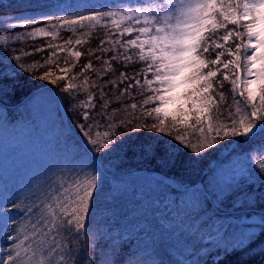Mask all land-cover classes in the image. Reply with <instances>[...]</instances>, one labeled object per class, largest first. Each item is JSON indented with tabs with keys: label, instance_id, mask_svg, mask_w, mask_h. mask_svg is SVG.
Instances as JSON below:
<instances>
[{
	"label": "snow or ice",
	"instance_id": "1",
	"mask_svg": "<svg viewBox=\"0 0 264 264\" xmlns=\"http://www.w3.org/2000/svg\"><path fill=\"white\" fill-rule=\"evenodd\" d=\"M56 8L72 12L74 18L51 12L49 22L57 21L53 27L68 26L71 32H83L103 25L109 38L97 40L95 50H87L99 61L98 66L89 60L72 75V80L78 79L77 84H61L69 102L75 101L72 107L82 121V142H73L76 155L73 162L65 164L71 166L77 178L71 184L64 181L36 190L29 188L23 198L17 195L0 205L6 216H12L3 237L7 255L0 264H22L25 258L28 264H164L158 256L146 257L132 252L130 245L117 244L111 240L110 229L96 227L100 221L90 213L105 161L119 153L163 168L183 169L206 159L209 150L219 151L239 143L233 140L218 148L220 140L236 136L244 137L243 143L257 142L250 143L243 153L233 149L237 157L248 161V170H241L238 182L226 184L234 191L225 199L234 201L244 196L241 207L250 209V216L259 208V231L221 245L195 246L194 264H229L232 257H241L238 264H248L243 257L254 250L257 242L264 253V191L253 193V184L248 182L254 178L264 188V162L257 167L249 155L253 151L264 155V0H122L99 5L79 0ZM25 19L30 24L42 23L35 16ZM30 35L52 36L53 32L40 28ZM12 38L8 29L0 28V55L6 53L5 45ZM84 42L76 39L75 45ZM66 44L72 45L73 40L68 39ZM84 55L78 50L71 52L77 60ZM15 59L20 61L21 57ZM48 63L41 66L43 74L38 73V78L51 79L54 84L67 81L75 68V64L71 68L61 66L54 76ZM225 82L234 93L236 112L243 109L247 116L231 125L214 127L211 112L218 111L220 101H225L223 91H218L225 88ZM77 88L79 92L73 95ZM134 89L147 93L143 106L150 120L136 119L132 123L135 117L114 116L126 111L124 102L134 98ZM137 107L136 103L130 104L133 110ZM80 108L85 111L80 112ZM97 116L107 117L102 134ZM124 128L129 132L118 143L116 132ZM190 129L199 133L195 142L190 138ZM144 132L161 135L145 137ZM80 177L87 180L81 183ZM20 217L29 224L24 233L20 232ZM205 247L214 250L200 255Z\"/></svg>",
	"mask_w": 264,
	"mask_h": 264
},
{
	"label": "trees",
	"instance_id": "2",
	"mask_svg": "<svg viewBox=\"0 0 264 264\" xmlns=\"http://www.w3.org/2000/svg\"><path fill=\"white\" fill-rule=\"evenodd\" d=\"M69 1L75 0H0V17L19 16L27 12L35 11L46 12L49 11L52 6ZM65 17H73V13H66ZM56 24L57 21L55 20L51 22L46 20L30 27H11L7 24L0 23V28L8 29L13 37L9 40L7 45H5L6 53L0 55L1 118L4 122L12 125H17L22 120H26L30 116L31 110L28 108L19 109L18 106L37 89L50 87L61 96L70 125L82 141V133L79 130V125L82 121L77 118L72 107L75 101L69 102L67 98L68 94L62 90L61 84H77L78 79L72 80L71 77L89 60L93 62L94 66H98L99 61H97L94 56H89L87 50H95L97 40H107L109 37L103 25L90 27L83 30V32H71L68 26L62 29L55 27L52 36L29 35V32L33 29L48 25L54 26ZM15 37H20V39L17 40ZM68 39L73 40L72 45L66 44ZM76 39H81L85 42L77 46L75 45ZM124 39H127V37ZM52 45H54L55 48L50 47ZM77 50L85 52V55L79 60L71 56V52ZM53 51H55V56H53ZM17 56L21 57L20 61L15 59ZM57 61L59 63H56ZM46 62H50L48 63V67L53 71L54 76L59 74L57 69L61 66H68L71 68V66L75 64V68H72L69 72L67 81H57L54 84L51 82V79L40 80L38 78V73L41 75L43 74V68L41 66L45 65ZM13 65H15V67H13ZM23 68H28L29 71L24 72ZM97 70H99L98 67ZM129 74L131 75L132 73L130 72ZM92 75L94 79V74ZM105 79H107V77H105ZM217 79H219V77H217ZM230 88V84L225 82V88L223 90H218L223 91L225 101H220L218 111L211 112L214 127L217 124L231 125L247 116V112L243 109H241L239 113L236 112L237 105L232 98L234 93H231ZM78 92L79 89L77 88V92L73 93V95H76ZM133 94L134 98L129 97L124 102L123 107L126 111L117 112L114 116H120L123 119L135 117L132 123H135L136 119H139L141 122L150 120L151 118L147 117V112L143 106V101L146 99L147 93H141L139 89H134ZM78 98L80 97L78 96ZM83 102V99H81V103ZM131 103H136L138 105L137 109H131ZM148 107L150 108L151 105H148ZM79 111L83 112L85 109L80 108ZM228 116H233V119L226 120ZM106 118V116L96 117V122L101 125L98 129L101 134L104 130L103 121ZM116 123L117 126H119L120 120H117ZM168 130L169 129L166 128L165 131L167 132ZM128 132V128H124L123 132L117 131V142L119 143L120 139L126 138ZM140 134L141 133H134V135ZM173 134L175 133L173 132ZM189 134L191 140L195 142L196 136L199 133L196 132L195 129H190ZM143 135L145 137H150L161 134L144 132ZM70 138L73 142L81 143L73 133L70 134ZM164 138L170 139V137L166 135ZM233 140L239 142L234 144H236V147L241 151L247 150L250 143L257 142L252 141L243 143L244 137H228L218 142V148L222 145L232 143ZM257 140H259V138H257ZM89 147H91V145H89ZM228 149L229 148H221L219 151H217V149L209 150V153L206 154V159L198 163L187 164L183 169L163 168L154 162L143 160L139 157L113 153L102 167V181L100 182L98 192L94 193L93 200L95 203L91 208L90 214L100 220L98 225H103L106 231L110 229L111 240L119 245H130L131 251L134 253H139L146 257L158 256L163 260L164 264H175V262H179V264H194V247L197 245L211 244L205 241L204 235L209 234L210 238L211 235L223 231L224 236L219 243V245H221L226 241L236 240V234L239 229L246 226L234 223L233 219L230 218L231 213L229 211L216 209L211 201L212 197L208 194H204L200 189H197L198 185L203 186V182H206V176L211 174L212 163L216 161L219 153ZM138 171L161 173L167 179L175 183L179 189L160 182L154 183L151 179L133 174ZM261 171L264 172V170ZM127 174L131 175L126 176ZM18 179L19 178L16 177H9L6 180L0 181V186L9 187V191L6 193L5 204L10 202L17 195H21V198H23ZM249 183L253 184V193L256 190L264 191V188H261L259 183L254 181V178L250 179ZM203 187H206V183H204ZM187 188L193 189L188 191L181 190ZM27 192L28 190L25 193ZM199 192L201 194L200 196H198ZM168 193L173 195V202L175 203V206H172L169 210V204H164L165 196ZM138 194H140V196H138ZM244 200V196H242L241 199L237 198L234 201H230V203H228L229 201L227 200V203H224L223 207L225 210H234L242 214H249L250 209L241 207ZM238 201H241V205L234 204V202ZM192 202L198 203L199 206L204 209L203 218L197 219L194 215L192 211ZM209 204L211 207L208 206ZM205 210L209 211L210 216L217 222L211 221ZM259 212L260 209L257 208L255 214L259 215ZM13 215L19 216V213H13ZM11 219L12 216H6L3 213L2 207H0V220L5 221V231ZM24 220V217H20L19 225L21 233H24L29 228L28 222H24ZM257 229L258 228H256V230ZM3 249L6 256L7 248L3 247ZM212 250H214V248L205 247L202 248L199 254L203 255ZM169 257H171V260ZM190 257H192V259H190ZM239 259H241V257H232L229 264H238ZM243 259H245L248 264H264V253L261 252V246L258 242L254 250L247 252ZM22 264H28V261L22 262Z\"/></svg>",
	"mask_w": 264,
	"mask_h": 264
},
{
	"label": "rangeland",
	"instance_id": "3",
	"mask_svg": "<svg viewBox=\"0 0 264 264\" xmlns=\"http://www.w3.org/2000/svg\"><path fill=\"white\" fill-rule=\"evenodd\" d=\"M77 2L79 0L65 3L75 4ZM84 2L91 4L106 2L121 3L122 0H84ZM126 2L135 3V0H126ZM77 10L83 11L84 9ZM54 11L59 12L63 17H65L66 13H69L68 11L56 8L55 5L46 12L35 11L19 16H2L0 17V23L11 27H30L35 24L28 23L25 18L35 16L42 22L49 21V13ZM51 21H54V19ZM40 28L50 32H54L55 30V27L48 25L33 29L29 32V35L32 32H38ZM59 106V98L56 92L48 88L37 92L22 105L18 106L19 109H30L31 113L26 120H22L17 125L4 122L1 118L2 109L0 108V181L6 180L9 177L19 178L21 192L25 193L29 188L36 190L40 186L47 187L49 184L55 185L60 181V183L68 181L71 184L72 180L77 178L75 172L71 170V166L65 165L73 162L76 149L73 147L69 128L61 120ZM245 151H241L238 148L235 149L236 153H243ZM230 153H232L230 150L224 152L220 159L213 164L211 174L207 175L206 182H203V186L206 183V187H203V189L212 197L211 201L216 209L229 211L231 213L230 218L233 219L234 223L246 225L237 232L236 240H238L245 234L251 235L258 232V229L256 230L255 227L258 223L259 215L252 213L250 216L249 214H242L234 210H225L223 207V204L227 203L225 197L234 191L233 188L226 187V184L238 182L241 170L244 172L248 170L247 160L243 157H237L234 153L230 155ZM249 155L257 167L264 162V155L258 151H253ZM233 177H235V180L232 179ZM79 179L83 183L87 180V177H80ZM8 191L9 187L0 186V205H5L6 193ZM200 195L198 194V196ZM241 197L238 199H241ZM222 201L223 204L221 203ZM164 204H169L168 210L172 206H175L171 193L165 196ZM191 204L192 211L197 219L203 218L204 209L198 203L192 202ZM234 204L241 205V201L234 202ZM206 214L211 221L217 222L210 216L209 211H206ZM4 222V220H0V261L6 258L3 252V237L6 228ZM96 227H103V225L97 224ZM204 236L205 241L215 246L219 245L222 241L224 232H217L211 235L210 238L209 234ZM21 257H24L23 248H21ZM22 262H27V259H23Z\"/></svg>",
	"mask_w": 264,
	"mask_h": 264
}]
</instances>
